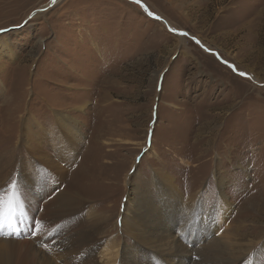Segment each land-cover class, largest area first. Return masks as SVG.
I'll use <instances>...</instances> for the list:
<instances>
[{
	"label": "rangeland",
	"instance_id": "1",
	"mask_svg": "<svg viewBox=\"0 0 264 264\" xmlns=\"http://www.w3.org/2000/svg\"><path fill=\"white\" fill-rule=\"evenodd\" d=\"M1 39L14 55L0 49L3 181L20 163L36 167L28 150L40 142L24 143L23 123L49 132L59 111L80 134L75 153L59 161L63 177L47 170L50 185L33 178L34 198H9L0 237L40 247L53 239L54 231L37 237L35 209L39 190L59 181L86 211L106 215V239L124 243L130 196L154 203L168 177L176 190L167 197H183L181 211L198 202L208 211L223 204L213 197L220 181L230 205L218 215L228 216L214 232L186 231L180 249L191 248L195 263L200 250L210 264H264V0H0ZM53 145L42 150L56 160ZM33 188L29 181L25 190ZM35 254L26 264H37Z\"/></svg>",
	"mask_w": 264,
	"mask_h": 264
},
{
	"label": "bare ground",
	"instance_id": "2",
	"mask_svg": "<svg viewBox=\"0 0 264 264\" xmlns=\"http://www.w3.org/2000/svg\"><path fill=\"white\" fill-rule=\"evenodd\" d=\"M169 26L173 31L174 27L170 24ZM178 34H181V32ZM0 49L3 54L13 60L12 49L5 39L0 40ZM244 75L250 77L246 73ZM58 115H60L59 111H55V124L49 132L36 123H32L33 128L28 125L29 123H23L24 143L28 145L32 142L35 146L40 142L39 147L28 150L30 156L32 155L31 159L35 160L31 162L36 167L33 170H25L22 163H20V166L13 167L12 172L8 173L5 181L0 177V212L11 205H8L9 198H14L16 195L21 196V193H24L25 197L28 195L34 198L33 195L36 193L35 184L37 183H35V180L33 181V178H38L39 185L44 187L45 184L49 183L48 174H51L47 170L56 169L57 173L55 174H58L60 178L63 177L64 171L62 166L59 165V161L63 162L67 159L65 155L75 153L72 140L79 136L80 131L72 123L74 121L72 118L61 120ZM50 133L53 134V139L48 137ZM59 133H61L60 136ZM42 144L45 146L54 144L53 149H55V154L58 155L56 160L50 158L42 150ZM64 157L65 159H63ZM36 160H39L41 165ZM43 166H46L47 169ZM11 176H14V178L10 180ZM165 180L168 191H166L167 185H165L166 188L162 186L161 189L164 191L157 196L154 203H146L143 197L138 194L137 196L132 194L135 197L130 196L127 198L126 210L121 213L120 220L122 230L131 243L122 242L120 236L106 239L108 236L103 234L104 228H107L106 215H100L94 210L86 211L85 201L79 195L63 189L61 181H59L58 186L38 189L42 198H40L39 205L35 209L38 222L37 229L40 232L37 237H44L48 232L53 231L56 232V236L51 240L49 239L50 241L44 247H40L33 240L16 239L11 235L12 233L7 232L9 236L0 237V241H3L5 245L4 257L0 259V264H26V260L35 251L34 259L37 264H41V261H49V264H100L97 257L103 258L105 264H116L118 262L127 264L130 260L132 264H210V261L204 260L207 256L206 253L200 250L197 253L198 262H193L191 260L193 257L191 248L180 249V240L184 238L183 235L186 231L192 233L197 228H203L206 232L210 229L214 232V229H218L216 223H220L223 216H228L229 211H226L225 215H218L225 212L223 207L230 205L229 202L226 203V197L221 193L224 182H216L219 193L213 196L215 199L220 196L223 204L219 202L212 207L210 206L207 211L198 202V211H196L197 208L190 211H181L180 204H182V201L180 199H183V197L178 195L172 199L170 195L167 197V193L176 189L169 182L168 177ZM29 181L34 185V188L28 191L25 190V187ZM160 183H164V175H162ZM216 209L221 211H215ZM174 226L177 230H175L176 233L173 232V234L168 235L170 239L163 233H161L160 238L154 235L156 232L169 231ZM10 235L12 238H9ZM32 235L34 236V234ZM191 236L193 238L189 241L196 239L195 234ZM34 247L36 249L33 252ZM114 249L116 251H113ZM147 250L148 252L149 250L153 251L147 253ZM136 253H139V255L141 253L146 254V256H143V261L137 260L139 256L136 258ZM132 257L134 258L133 261ZM200 259L201 262L199 263ZM224 262L226 260L217 259L214 264Z\"/></svg>",
	"mask_w": 264,
	"mask_h": 264
},
{
	"label": "water",
	"instance_id": "3",
	"mask_svg": "<svg viewBox=\"0 0 264 264\" xmlns=\"http://www.w3.org/2000/svg\"><path fill=\"white\" fill-rule=\"evenodd\" d=\"M54 1V0H53ZM171 30V29H170ZM174 31V30H173ZM240 74H242V75H244V73H240Z\"/></svg>",
	"mask_w": 264,
	"mask_h": 264
}]
</instances>
